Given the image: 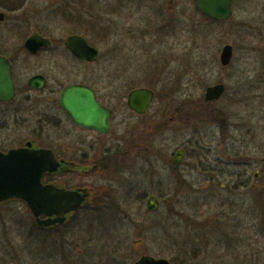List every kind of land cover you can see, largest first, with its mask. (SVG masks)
<instances>
[{"label":"rangeland","instance_id":"374dc122","mask_svg":"<svg viewBox=\"0 0 264 264\" xmlns=\"http://www.w3.org/2000/svg\"><path fill=\"white\" fill-rule=\"evenodd\" d=\"M137 1L115 11L114 0H27L19 10L26 35L36 28L52 46L33 58L18 53L23 41L0 42L23 71L47 73L50 86L90 82L115 109L113 131L101 138L112 158L65 177L70 187L91 190L70 221L51 230L36 224L25 201L0 206V258L6 260L0 264H134L143 255L173 264H264V172L255 187L223 177L228 137L234 148L244 142L245 156L262 160L264 169V0H233L225 22L207 20L193 0ZM101 24L110 30L104 40ZM75 29L99 48L98 59L70 58L64 40ZM228 43L233 58L223 65ZM219 82L223 95L206 101L207 86ZM140 86L156 92L141 116L127 105L130 90ZM45 109L63 120L34 112L9 116L7 143L30 139L43 146L59 138L78 154L88 151L82 140L93 141L92 133L59 107ZM9 110L12 115L14 106ZM181 147L187 154L176 167L172 156ZM88 152L97 160L102 151ZM150 193L161 198L154 211L147 206Z\"/></svg>","mask_w":264,"mask_h":264},{"label":"water","instance_id":"95a60500","mask_svg":"<svg viewBox=\"0 0 264 264\" xmlns=\"http://www.w3.org/2000/svg\"><path fill=\"white\" fill-rule=\"evenodd\" d=\"M198 9L215 20L226 21L232 14V0H197ZM50 40L38 34L26 41V46L35 51L48 45ZM65 45L77 56L93 59L98 49L80 35L72 34L65 39ZM234 49L231 44L223 46L220 61L228 65L233 57ZM41 76H35L37 81ZM38 85L44 81L38 79ZM225 91L223 83L210 85L205 90L206 101L219 99ZM15 84L12 76V65L7 57L0 55V99H13ZM155 98V91L148 87H138L128 94V105L139 114L148 110ZM60 103L70 114L74 123L85 128H93L100 132L110 131L111 109L99 103L94 90L83 84H71L64 88ZM183 151L178 150L173 159L178 163ZM60 161L55 159L49 148L39 147L34 141H28L24 146L11 148L6 152L0 151V203L20 198L29 205L39 223L46 226L65 223L72 214L83 204L89 202L87 188L68 189L61 184L43 183L45 172L55 171ZM159 200L152 194L148 200L150 210L158 208ZM45 216V218H41ZM134 264H172L168 258H156L144 255Z\"/></svg>","mask_w":264,"mask_h":264},{"label":"flooded vegetation","instance_id":"af4514ba","mask_svg":"<svg viewBox=\"0 0 264 264\" xmlns=\"http://www.w3.org/2000/svg\"><path fill=\"white\" fill-rule=\"evenodd\" d=\"M114 1L116 2L112 5L113 9L115 11H118V10L120 11L123 8H129V6H131V3L137 0H114ZM147 1L151 2L150 6L154 4L153 0H147ZM193 1L195 3V0ZM105 4L106 3L102 4L103 7H105ZM25 5H27V0H0V42L5 43L9 41L11 37L17 39L18 41H23V44L21 45V47L18 48L19 50L18 53L22 52L28 57L36 58L40 56L43 53V51L48 50L52 46L53 40L51 37L44 35L41 31H39L36 28L33 29L29 33V35H26L25 33L26 22H25V19L23 18V15L19 13V10L24 8ZM67 5L73 6V3L67 2ZM99 7H100L99 9L104 10V8L101 7V4H99ZM57 8H62V7L58 6ZM57 8H55V10H57ZM67 15L70 18L69 19L70 21L74 20V16H72L71 12H68ZM37 19L38 18L35 17V20ZM81 25L84 26V20H82ZM75 31L76 32H72L71 34H77V35L82 36L89 43V45H92L98 49V53L96 57H94L93 59H89L87 57H82V56H77L73 53L71 49L67 48V46L65 45V40H64V46L70 58L75 61L81 62V63H88V62L95 61L96 59H98L100 55L99 48L93 43V41L91 42V40L87 37V35H85L82 32V30L75 29ZM108 32H110L108 27H105L102 24L100 25L99 30L97 31L99 38L103 40L105 38H108L107 36ZM35 34H38L44 38L49 39L50 43L48 45L39 47L35 51L29 49L26 46V41ZM0 55L7 57L9 61L11 62L12 76H13L14 84H15V94H14L13 99H10V100L0 99V125H2V131H1L2 134L0 136V151L6 152L11 148L24 146L25 143H27L28 141H31L29 139L25 141L24 143L17 144V145H9L7 143L8 137H6V128L9 123V120H8L9 116L19 117L22 115V113L30 114L31 112H34L35 114L40 115V119L45 117V118H50L51 120L54 119L56 121L61 122L63 118L61 117L58 111H54V109L52 110L45 109V108L59 107L60 112L66 115V117L70 120V122L74 126L93 134V141H90L88 139L82 140V147L84 146L83 149L88 148V151L89 149H93L95 152H98V151L99 152L102 151V152L99 154L100 156H98L97 160H95L94 158L90 157V154L88 151L84 150L83 152H80V154H78V151H74L75 147L71 142L67 141L66 143H63L61 142L59 138L53 139L50 145H43V146H41V144L39 145L34 140H32L37 146L50 148L54 153L55 159L57 161H60V165L55 171H50V172L47 171L43 174L44 183L61 184L64 187L72 188L67 184V181L65 179L67 175L73 174V173H77V174L88 173L91 169H94V167L96 168L100 167L108 158H112L111 154L109 152H106L105 146L104 144H102L101 138H104L106 135H108L109 133L113 131V116L115 113V109L106 103L105 99L102 97L97 87H95L92 83L87 82V81L86 82L72 81L70 83H65V84L61 82V83H56L53 86H50L49 81L51 78L49 77L47 73L43 71H37V70L30 72V73L23 71V69L17 65L19 57L12 55L11 53H9L7 50L3 48H0ZM70 73L71 72L68 71L67 76H69ZM38 75L42 77L38 79L40 80L42 79L44 81V84L41 86L38 85V82H37L39 81L38 79L37 81L32 80L35 76H38ZM65 79L68 80V77H65ZM60 81L61 80L59 79V82ZM71 84H83V85L91 87L95 92V97L97 101L101 103L103 106L111 109V118H110L111 128L109 132L103 133L93 128H85L82 126H78L74 123L70 114L63 108V106L60 103V97H61V94L64 88ZM127 105H128V99H127ZM10 106H14V111L12 112L13 113L12 115L9 110ZM24 108H28V110H24ZM149 109L147 110V112L149 111ZM130 110L139 116L145 115L147 113L146 112L144 114H139L135 112L134 110H132L131 108ZM228 138H231L230 146L228 147L229 149L227 150V151H230L231 158L229 159V163H228L230 164L228 171H225L223 173L224 179L228 182V184H230V182H232L234 185H239V186H249V184H251L253 187H255L258 183L257 182L258 178L264 172V169H262L263 165L259 164L260 161L262 162V160H260L259 158H252V157L249 159V155L245 156L246 150L242 147L244 142L241 141L240 146L234 148L233 144H235L236 142L232 140L233 137H228ZM234 149H236V151H234ZM178 150H182L183 154H182L180 161L178 163H174L173 159L176 156ZM186 154L187 153H186L185 148L181 147L177 149L172 156V163L177 167V165H179L182 162ZM263 161H264V158H263ZM76 188H79V187H75V189ZM84 188H87L89 190V193L91 194L90 188L88 187H84ZM152 194H155L157 196V199L159 200V205H160V201H161L160 196L157 193H150L149 197ZM148 200H147V206H148ZM163 201L166 202V199L164 198ZM86 204L87 203L83 204L81 207L85 206ZM75 212L68 219L69 221L74 216ZM59 225L61 224H55L52 226L55 227ZM0 262L1 263L6 262V260L0 258Z\"/></svg>","mask_w":264,"mask_h":264},{"label":"trees","instance_id":"16d2710c","mask_svg":"<svg viewBox=\"0 0 264 264\" xmlns=\"http://www.w3.org/2000/svg\"><path fill=\"white\" fill-rule=\"evenodd\" d=\"M207 20H209V21H213V22H218V21H215V20H213V19H211V18H209V17H206V16H204ZM51 230L52 229H55V227H52V228H50Z\"/></svg>","mask_w":264,"mask_h":264}]
</instances>
